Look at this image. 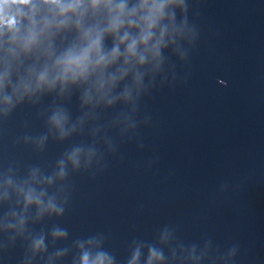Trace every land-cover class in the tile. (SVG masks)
<instances>
[{
  "label": "clouds",
  "instance_id": "obj_1",
  "mask_svg": "<svg viewBox=\"0 0 264 264\" xmlns=\"http://www.w3.org/2000/svg\"><path fill=\"white\" fill-rule=\"evenodd\" d=\"M169 2L138 0L130 7L126 0H0V36L8 35L10 42L25 54L35 51L46 57L43 66L30 68L13 91L24 94L52 90L58 84L63 89L69 84L89 80L98 91L114 86L118 78L126 75L127 67L143 64L149 53L158 55L165 30H160L158 36L156 30L164 19ZM100 12L105 14V22H88ZM38 16L41 17L39 21ZM23 20H27V27L21 32L19 26ZM68 28H74L78 38L57 54L51 38ZM108 35L113 38L110 50H106L103 44ZM13 55L18 54L14 52ZM118 61H123L125 67L117 69V74L109 73L108 70ZM7 83L10 81L6 66L0 73V92ZM8 100L5 97V101ZM54 121L59 125L62 118L54 117ZM42 197L43 193L36 195L30 190L25 201L43 207ZM47 209L55 210L51 200ZM83 264H90L87 255ZM91 264H103V258L98 257Z\"/></svg>",
  "mask_w": 264,
  "mask_h": 264
}]
</instances>
